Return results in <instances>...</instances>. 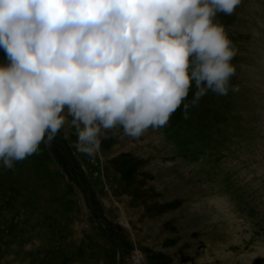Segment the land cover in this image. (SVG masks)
I'll return each mask as SVG.
<instances>
[{
	"label": "rangeland",
	"instance_id": "obj_1",
	"mask_svg": "<svg viewBox=\"0 0 264 264\" xmlns=\"http://www.w3.org/2000/svg\"><path fill=\"white\" fill-rule=\"evenodd\" d=\"M214 22L238 50L237 91L87 148L65 109L50 144L0 166V264H264V0Z\"/></svg>",
	"mask_w": 264,
	"mask_h": 264
},
{
	"label": "clouds",
	"instance_id": "obj_2",
	"mask_svg": "<svg viewBox=\"0 0 264 264\" xmlns=\"http://www.w3.org/2000/svg\"><path fill=\"white\" fill-rule=\"evenodd\" d=\"M242 0H0V166L51 143L68 110L87 148L101 130L138 138L208 92L226 96L237 55L214 18ZM191 102L184 103L190 88ZM47 134V135H46Z\"/></svg>",
	"mask_w": 264,
	"mask_h": 264
}]
</instances>
